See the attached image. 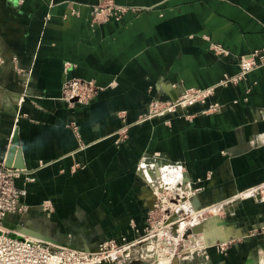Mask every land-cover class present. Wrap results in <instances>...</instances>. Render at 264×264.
<instances>
[{
	"label": "crops",
	"instance_id": "0c3cea01",
	"mask_svg": "<svg viewBox=\"0 0 264 264\" xmlns=\"http://www.w3.org/2000/svg\"><path fill=\"white\" fill-rule=\"evenodd\" d=\"M114 2L121 21L93 24L105 0H0V154L17 139L28 207L7 221L57 246L135 240L154 207L147 158L177 165L204 204L264 184V70L238 62L264 49V0ZM69 79L98 87L89 104L61 99ZM190 89L213 91L166 111ZM155 101L163 112L144 119ZM238 201L231 244L182 264L261 263L264 201Z\"/></svg>",
	"mask_w": 264,
	"mask_h": 264
},
{
	"label": "built area",
	"instance_id": "2783aa9c",
	"mask_svg": "<svg viewBox=\"0 0 264 264\" xmlns=\"http://www.w3.org/2000/svg\"><path fill=\"white\" fill-rule=\"evenodd\" d=\"M126 8L115 4L114 0H105L103 5L96 7L93 10V24H99L109 19L121 21L123 13ZM220 54H228V52L221 47H215ZM239 67L241 69V76L248 74L254 70H264V49L254 51L249 55H243L238 58ZM238 78H230L226 82L236 83ZM225 83V82H224ZM213 89L208 91H201L190 89L182 94L181 98L172 102L166 108L167 110L173 109L175 106L184 105L187 102H205L207 100V93L212 92ZM96 88L93 83L81 79L66 80L62 88V100L70 104H89L96 93ZM159 102H154L151 106L152 110L157 108ZM217 107V106H216ZM163 111L153 110L148 114H160ZM171 169H177L178 175L183 176L182 171L177 165L169 166ZM25 174L24 170L11 169L5 166V160L0 154V222L6 220L11 215L23 214L26 207L21 203L23 192L17 188L16 181ZM32 175L34 172L31 173ZM182 183V182H180ZM187 189L186 186H184ZM193 187V186H192ZM191 188V187H190ZM202 188H191L193 193H198ZM188 190V189H187ZM241 198L260 199L264 201V184L255 188L248 189L240 195ZM169 200L166 196L160 198L162 203ZM153 208L159 207L154 204ZM194 217L192 220L196 221L195 224L185 219H181L177 226L176 222L158 221L146 229V235L135 241H127L125 238L118 240L111 238L107 241L99 243L95 248L88 250L73 249L68 246H57L48 243L42 239H34L27 236H21L17 232L10 231L2 226L0 223V264H131L133 260L147 258L153 256L151 254H164L167 258L174 257L178 245L182 242L185 243V249L180 254H193L196 251H201L205 246L197 248L192 252H187V239L192 237H201V234L189 235L185 238L188 230L198 226L201 221ZM185 228L182 229V225ZM177 226V228H174ZM264 229V227L262 228ZM185 238V239H184ZM201 239V238H200ZM176 240H178L176 242ZM202 242V240H201ZM151 244L152 246L148 245ZM141 245V251L135 254L134 249ZM145 247V248H144ZM189 248V247H188Z\"/></svg>",
	"mask_w": 264,
	"mask_h": 264
},
{
	"label": "rangeland",
	"instance_id": "374dc122",
	"mask_svg": "<svg viewBox=\"0 0 264 264\" xmlns=\"http://www.w3.org/2000/svg\"><path fill=\"white\" fill-rule=\"evenodd\" d=\"M93 85L96 88H98L95 84ZM146 117H149V115H146L144 119H146ZM156 163L157 161L155 160L148 158L145 159L141 164L140 172L143 175V177L147 180L145 183L146 187H149L151 191V195L147 196L148 201L149 200L153 201V203L159 205V207L152 208L150 211H148L145 217L144 227H142V230L138 231V235L135 240H138L139 238H143L146 235V229H148L155 222L162 220L164 222H169L170 220L172 223L176 222L177 226H179L178 222L181 219H185V221L193 222L192 219L194 218V216L196 217L197 215V217L199 218L197 220L201 221V223L198 226H202L203 229H205L208 221L210 222L212 220L215 221V223H213L212 226V229H214V236L208 239L209 242L208 245L207 246L204 245L206 248H203V250L201 251H196L193 254L191 253L184 255L180 254L185 249V243L181 241V243L178 245L177 250L175 251V256L173 258L172 257L168 258V262L165 264H175V263L182 264L183 260L185 262V260H189L193 258L195 255L200 253L206 254L208 248L218 244H221L224 248L228 247V245L231 244L230 239H226L228 237H224L222 233H226L225 231L228 227L227 219L229 218V212L231 214V212L233 211L232 208L238 204L239 202L238 200L244 199L241 198L240 195L247 190L240 193L238 196H234L230 198L229 201L226 200L227 202H222L220 204H209V203L204 204L200 199L199 192L198 193H193V191L190 192L191 188H193L194 186L192 187L191 183L188 182L183 176H179L177 169L169 168L171 171L168 169L169 172H167L165 170H167L166 167L168 165L166 166L159 165L160 169H158L159 167L155 165ZM156 170H157V174H156ZM165 178H168V180L167 179L165 180ZM184 186H186L188 190L185 189ZM163 196H166L167 198H169V200L166 203H162L161 201L157 202V200H160V198H163ZM197 201H199V204ZM49 204H50L49 201H45L43 203V205L48 206L46 209L50 213L52 210V205ZM27 210L28 207H26L25 212L23 214H25ZM232 220H233L232 215H230V223H232ZM216 225L219 226V229L222 230V232L217 228ZM177 226H174V228H177ZM195 227H193L192 229H194ZM262 228L253 230L251 235H255V234L257 235L260 232L264 233V229ZM190 230L187 231L185 238L188 237L189 235H195L192 232H190ZM27 231L30 232V235L38 234L28 229ZM202 234L203 233H201V235ZM40 236L43 237L42 235ZM122 238L123 239L125 238L129 242L135 241L134 239L130 240L127 236H122L118 238V240L119 239L121 240ZM205 239L206 238L203 236V240L201 239L202 243L207 241ZM148 245L152 246L151 244ZM188 247L189 245L187 244V248ZM142 249L143 248L141 247V245H138L134 249L135 254H137V252L141 251ZM151 255L153 256L152 257L148 256L147 258L144 259L141 258L135 259L132 261L131 264H162L159 259L160 258L159 254H156V252H154V254ZM261 257H262L261 260L258 259L259 260L258 262H261L260 264H264V260H263L264 244L262 247Z\"/></svg>",
	"mask_w": 264,
	"mask_h": 264
},
{
	"label": "bare ground",
	"instance_id": "6f19581e",
	"mask_svg": "<svg viewBox=\"0 0 264 264\" xmlns=\"http://www.w3.org/2000/svg\"><path fill=\"white\" fill-rule=\"evenodd\" d=\"M169 168H171V167H169ZM170 170V169H169ZM165 171H167V172H169L168 171V169L167 170H165ZM171 171V170H170ZM168 180V178H165V180ZM166 183V182H165ZM44 208H45V210L47 211V206H44ZM195 217V216H194ZM196 217H197V215H196ZM195 222L196 221H193L192 223H194L195 224ZM213 223H215V221L214 220H212L211 222L210 221H208L207 222V224H206V227H205V231H204V233L201 235V239L203 240V236L206 238L205 240H207L206 242H204V243H202L201 242V239L199 238V237H192L191 239H187L186 240V243L189 245V248H187L186 250H187V252H192L193 250H195V249H197V248H201V247H203L204 245H208V239L210 238V237H213L214 236V229H212V226H213ZM185 223L182 225V229H184L185 228ZM16 232L19 234V235H21V236H27V237H31V238H34V239H42L43 240V237H41L40 235H38V234H33V235H30V232L29 231H27V230H25V229H23L22 227H19L18 229H16ZM214 239H215V237H214ZM178 240H176V242H177ZM159 259H160V262L162 263V264H165V263H167L168 262V258L163 254H159Z\"/></svg>",
	"mask_w": 264,
	"mask_h": 264
},
{
	"label": "water",
	"instance_id": "95a60500",
	"mask_svg": "<svg viewBox=\"0 0 264 264\" xmlns=\"http://www.w3.org/2000/svg\"><path fill=\"white\" fill-rule=\"evenodd\" d=\"M17 146H18V141L15 138L12 142L11 148H9L8 155L5 159V166L7 168H11V169L24 170L25 167L23 166V164H21L20 159H18V161L16 163L12 162L13 156L17 153ZM0 223H2V226L4 228L9 229L10 231H14V232H16V229L21 227V225L11 224L9 221H7V219L0 222ZM204 231H205V229H203L202 226H197L194 229L190 230V232H192L195 235L204 233ZM66 246H68V245H66ZM68 247H71V246H68ZM71 248L77 249L75 247H71ZM102 264H109V263H102Z\"/></svg>",
	"mask_w": 264,
	"mask_h": 264
}]
</instances>
